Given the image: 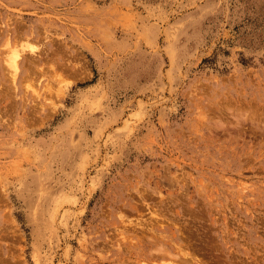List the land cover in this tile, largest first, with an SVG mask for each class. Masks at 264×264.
<instances>
[{
	"label": "rangeland",
	"instance_id": "rangeland-1",
	"mask_svg": "<svg viewBox=\"0 0 264 264\" xmlns=\"http://www.w3.org/2000/svg\"><path fill=\"white\" fill-rule=\"evenodd\" d=\"M169 263L264 264V0H0V264Z\"/></svg>",
	"mask_w": 264,
	"mask_h": 264
},
{
	"label": "bare ground",
	"instance_id": "bare-ground-1",
	"mask_svg": "<svg viewBox=\"0 0 264 264\" xmlns=\"http://www.w3.org/2000/svg\"><path fill=\"white\" fill-rule=\"evenodd\" d=\"M21 57H22L21 54L19 52L15 51V52H12V54L10 55V57H9V59L7 61L8 62V65H9V69L11 70V74H12L13 80H15L18 77V75H19ZM169 264H173V263H169Z\"/></svg>",
	"mask_w": 264,
	"mask_h": 264
}]
</instances>
